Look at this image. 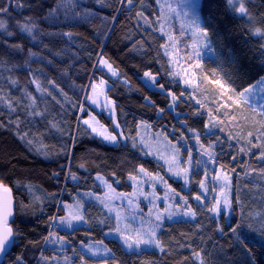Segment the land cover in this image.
<instances>
[{
  "label": "trees",
  "instance_id": "trees-1",
  "mask_svg": "<svg viewBox=\"0 0 264 264\" xmlns=\"http://www.w3.org/2000/svg\"><path fill=\"white\" fill-rule=\"evenodd\" d=\"M241 2L246 12L239 14L229 0H202L199 15L214 57L193 67L192 85L182 73L174 75L169 54L195 65L192 37L176 20L163 33L159 22L169 16L163 0H0L6 9L0 11L6 25L0 29V181L16 200L10 222L15 244L4 264L18 259L21 264H249L246 252L233 247L229 226L241 211L249 213L257 229L264 218V146L247 143L246 114H254L250 107L219 100L210 79L216 75L237 96L264 79V39L256 32L264 33V0ZM52 10L55 16L45 19ZM26 23L35 24L31 33L21 31ZM101 59L112 64L117 79L100 70ZM146 73L164 91L150 88L143 80ZM102 80L109 85L106 95L115 105L116 119L88 104L92 86ZM90 114L112 134H120L118 123L127 143L110 145L95 136L81 124ZM141 123L174 142L192 144L197 136L205 142L211 136L224 144L216 147L215 163L194 174L189 190L137 146ZM241 147L246 152H238ZM220 165L233 176L236 211L217 218L207 208L212 206V176ZM141 168L189 196L180 208L174 197L173 214L185 215L190 208L195 217L161 219L160 247L132 251L108 236L116 220L90 197L105 195L97 177L117 193H133L131 179L140 176ZM205 171L210 189L203 206L194 199ZM77 204L84 225L57 227L66 217L64 206ZM244 235L255 264H264V240L247 231ZM92 243L104 245L109 256L90 257L86 249Z\"/></svg>",
  "mask_w": 264,
  "mask_h": 264
},
{
  "label": "rangeland",
  "instance_id": "rangeland-1",
  "mask_svg": "<svg viewBox=\"0 0 264 264\" xmlns=\"http://www.w3.org/2000/svg\"><path fill=\"white\" fill-rule=\"evenodd\" d=\"M201 2L202 0H163V7L166 10H169V16H164V18L159 22V26L161 27L163 33H165L168 29L171 30L173 22L175 20L178 21L180 25L186 29V31L192 37V51H193V57L195 58L194 63L198 64L199 66H201V64L205 59L214 57V50L212 48L210 40L208 39V37L205 38L201 34L200 30L197 29L194 24H192V20L196 16H198L199 17L198 23L200 25V29H204L202 19L199 15ZM193 4L198 5V7L193 8L192 7ZM231 5L236 11H238L239 14H241L239 8L241 5L244 7L241 0H231ZM193 45H195V47H193ZM169 54H171V58L173 61L174 75L176 73H182L184 79L192 80L191 84L194 85V81H193L194 79L193 73L195 71L194 68H192L191 71H188L187 76H185L184 72L186 69L189 68L190 64H185L181 60V58L174 52L172 53L170 52ZM100 70H102L106 75H108L111 78L117 79L119 77L117 71H116L117 75L115 76L112 75V72H110L108 68L101 63V61H100ZM153 77L154 76L152 75L151 76L145 75L143 80L150 88L152 89L160 88L161 90L164 91L163 88L157 86L156 84L157 78L154 77L153 79ZM210 79L214 83L212 94H214V96L217 97L219 100L228 99L230 101H234L236 105L239 106L248 105L250 107V109L254 112V114L252 116L250 114H246L248 120L247 123H245L246 127H244V129L246 130L245 133L246 138L248 137L247 133L251 131L253 133V137H251V139L258 141L259 145L264 146V135H261L262 133H264V127H262L264 126V83H261L260 81L258 84L250 88L251 91H246L242 96L241 95L237 96V95H233L230 92V89L216 78V75L211 76ZM98 84L100 83L94 85H98ZM219 85H223V88H221ZM108 87L109 85L105 82L104 95L99 97L98 104L92 103V99L95 97L93 96L91 89L89 94L88 104L90 105V107L97 109L100 112H105L109 117L116 119L115 105L112 101L108 99L106 95V91ZM91 117H95V116H93V114H90V117L87 120H89L90 123L95 124V121H98V119L95 117V121H93ZM83 121L84 120L81 121V124L86 126L91 131V128H89L88 125H85ZM99 124L102 125L100 122ZM117 124L118 123H116V125ZM117 130L120 132V134L119 135L114 134V135H117L118 144L119 142H123L124 144H126L127 140L125 136L122 134L121 128L119 127L117 128ZM93 134L104 140L102 137L96 135L95 133ZM210 134L211 132L208 133V135ZM256 137H260V138L257 139ZM213 138L214 137L209 136L206 139H204L205 142L203 141L202 138H199L198 140L196 138H193L192 144H190L189 140L187 139L181 142H174L171 141L162 132H156L148 124L141 123L139 126V134L137 137V146L144 152L146 156L160 162L166 168L167 173L170 176L183 181L185 183L186 188L190 190L193 186L192 181L196 180L193 177L194 174L197 173L199 169H202L204 165L206 166L213 165L212 161L214 160V156H215L214 152L216 150V147H221L224 144L223 141L221 142L216 141ZM104 141L110 145H117L110 143L106 140ZM201 145H203V148L201 147ZM209 147H211V159L209 157V154H206V150L209 149ZM193 149H196L197 152H199V160L195 158L196 152ZM176 150L179 151L177 159L179 160L181 167L187 169V182H185V176L183 173H181V175L179 176L173 174V172L176 171L175 165L174 164L170 165L169 163V161H172L173 156L176 155ZM189 155L191 156V163L188 162ZM197 161H200L198 169L196 166ZM170 166L173 169L172 171H169ZM205 172H204L205 173L204 177L202 176L204 179V181L202 182L204 183L205 188H201L199 184V192H200V196L202 197V200L197 201L196 199H194V201L197 204L203 206L205 205L206 198L209 197L208 192L210 189L205 179L206 175L209 176V172L208 171ZM146 173L147 172H141L138 178L131 179V184L134 187L133 193H135V195H133V193L131 194L117 193L112 187L109 188L108 187L109 184L105 183V180L102 178V179H98V181L104 187L105 195L102 198L90 197L93 200L97 201L108 212V214L113 216L116 220V229L113 231L112 234H108V236L117 238L123 243V245L128 250H132V251L141 250L145 248L152 249V248H157V246L154 244L141 245L139 248L133 246L132 249H129L124 243L121 233L132 234L133 231H139L146 235L148 232L155 230L157 237V234L159 233L158 230L159 222L156 220V216L160 215L161 219L167 218L173 220L178 218V216L181 217L184 214L181 213L177 215L173 214L174 200H175L174 197H177L176 200H179L178 201L179 203L176 205L178 208H180V204L182 205L185 199L189 198V196L186 195L184 192H178L175 189H174L175 192H172L171 191L172 188H170L168 184H166L165 179L160 174L150 175ZM216 174H221L220 168L216 170ZM228 174L231 177V181H232L230 188V195L232 197L233 176L230 172H228ZM220 186H221L220 181H216L212 179L211 187L214 191L213 194L211 195L212 205L214 203V200L222 199L219 194ZM186 188L185 190L187 191ZM205 189H207V193H205ZM129 200L132 201L131 204H129L128 202ZM78 206H79L80 214H82L83 208L81 204H77L73 206L65 205L64 207L66 211V217H68L69 211H76ZM212 214L215 217L219 218V216L215 215L213 212ZM184 216L186 218H193L190 215H184ZM60 220L57 222V227L68 228L70 230H73L77 227L84 225V220L83 221L73 220L72 226L68 227L67 223L62 224L60 223ZM117 229H119V231H117ZM64 247L65 245L61 244L60 249L62 250ZM89 247H91L93 251H98L100 254L92 255L88 251ZM88 248L86 249V252L92 258L104 259L109 256L108 250L102 244L92 243L88 246ZM83 264H87V263L83 261Z\"/></svg>",
  "mask_w": 264,
  "mask_h": 264
},
{
  "label": "snow or ice",
  "instance_id": "snow-or-ice-1",
  "mask_svg": "<svg viewBox=\"0 0 264 264\" xmlns=\"http://www.w3.org/2000/svg\"><path fill=\"white\" fill-rule=\"evenodd\" d=\"M127 2L130 4V3H132V0H127ZM250 2H251V0H250ZM100 3L103 4V0H100ZM229 3H231V0H229ZM192 7L196 8V7H198V5L193 4ZM0 11H6V9L0 8ZM239 11L241 13H245L246 10L241 5L239 8ZM86 15H91V13H86ZM54 16H55V11L52 10L48 13V16H46L45 19H48L49 17H54ZM198 21H199V17L196 16L192 20V24H194L195 27L200 30L201 34L206 38L208 35L207 30L200 29V25H199ZM34 27H35V24H32V26L30 27L26 23V24L21 26V31L31 33ZM5 28H6V25L3 23V21H0V29H5ZM256 32L261 35L262 39H264V33H260L259 29H257ZM68 35H71V33H68ZM165 47H167V45H165ZM193 47H195V45H193ZM101 63L104 66H106L110 72H112V75H114V76L117 75L116 70L113 69L112 64L109 63V61L107 59H101ZM193 67L198 68L199 65L198 64L190 65L189 68L185 70L184 75L187 76L188 71H191V69ZM145 75L151 76V73H146ZM193 75H195V73H193ZM153 79H154V77H153ZM184 82L186 84L192 83V81L188 80V79H185ZM261 83H264V80H262ZM104 84H105V81L102 80L100 82V84L94 85L92 87V93H93V96L95 97L92 99L93 104H98L99 103V97L104 95ZM219 86L221 88H223V85H219ZM37 87L39 88L38 84H37ZM161 87H163V86H161ZM246 91H251V89H246ZM243 94L244 93L241 92L239 95L242 96ZM169 95H172V94L169 93ZM172 98H173V100L177 99V97H175L174 95L172 96ZM221 107H227V105H221ZM91 119L93 121H95V117H91ZM233 119H234V117H233ZM83 123L85 125H88L89 128H91V131L93 133L102 137L104 140H106L110 143H113V144H118L117 135L109 133L108 130L106 128H104L103 125L99 124V121H95V124H92L89 122V120L85 119L83 121ZM218 123H223V121L219 120ZM116 127L119 128V124H117ZM262 127H264V126H262ZM261 135H264V133H262ZM247 136L249 137V139L247 140V143L249 144L250 147H259L260 146V145H256L253 143V140L251 139V137H253V133L251 131H249L247 133ZM21 138L23 139V137H21ZM256 138L259 139L260 137H256ZM198 139H199V137L197 136V140ZM28 143L31 144V141L29 140ZM201 147L203 148V145H201ZM238 152H246V149L241 147L240 149H238ZM178 154H179V151L176 150V155L173 156L172 161H169V163H170V165H172V164L175 165L176 171H174L173 174L176 176H179V175H181V173H183L185 176V182H187V169L181 167L180 162L177 159ZM206 154H209V157L211 159V147H209V149L206 150ZM260 158L264 159V152L261 153ZM233 159H235V157H233ZM188 162L191 163V156L190 155L188 157ZM212 162L215 163L214 160ZM196 163L199 165L200 161H197ZM81 167H83V165H81ZM220 169H221V174L213 175L212 179L221 182L219 194H220V197L222 199L214 200L212 207L207 208V211L213 212L215 215L223 217L225 214L231 215L232 212L236 211V208L233 206V199L230 195V188H231V184H232L231 177L229 176L227 170L224 169V165H220ZM172 170L173 169L170 166L169 171H172ZM140 171L145 172V169L141 168ZM75 178L76 177L73 176V179H75ZM97 179H102V177H97ZM133 179H134V177H133ZM160 179H162V178H160ZM205 179H208L207 175L205 176ZM105 183H107V182L105 181ZM108 187L111 188V185H108ZM200 187L205 188V185L203 182L200 183ZM171 191L175 192L174 189H171ZM205 193H207V189H205ZM133 195H135V193H133ZM195 199L197 201H201L202 197L200 195H197L195 197ZM128 202H129V204L132 203L131 200H129ZM185 203H187L186 200H185ZM236 203L239 204L240 201L237 200ZM241 207H243L242 204H241ZM185 215H190L192 217H195V212L191 211V209L189 208V211L187 213H185ZM12 216H13V197L11 194V189L8 188L7 186H5L2 181H0V256L6 255L8 249L11 247V245L13 243H15L16 234L14 233L13 228L9 225V219ZM248 217H249V213L241 211L239 219L237 220V222H235L234 225L229 226V233H230V235L234 241L233 247H235L237 249H241L244 252H246L249 264H255V257L252 254L251 249H249L247 244L245 243L246 237L244 235V232L247 231L249 233L258 234L260 236V238L262 240H264V218H261L260 227L257 229V228L253 227V225H252V223ZM53 219L55 220V218H53ZM73 220H76V221H83L84 220V216L82 214H80L79 206L77 207L76 211H69L68 217L62 218L60 220V223H62V224L67 223L68 227H71ZM156 220L160 221L161 216L157 215ZM218 230L221 233L224 232L223 228H219ZM117 231H119V229H117ZM121 235L123 237L124 243L126 244V246L129 249H132L133 246L139 248L141 245H153V244L156 245L157 247H160V241L156 238L155 230L148 232L146 235L139 232V231H133L132 234L121 233ZM88 251L92 255H99L100 254L98 251H93V249L91 247L88 248ZM196 256H197V258H199L200 254L196 253ZM17 264H21V261L19 259L17 260ZM201 264H203V261H201Z\"/></svg>",
  "mask_w": 264,
  "mask_h": 264
},
{
  "label": "water",
  "instance_id": "water-1",
  "mask_svg": "<svg viewBox=\"0 0 264 264\" xmlns=\"http://www.w3.org/2000/svg\"><path fill=\"white\" fill-rule=\"evenodd\" d=\"M11 194H12V197H13V216L9 219V225H10V222L14 220L15 215H16V200H15V197H14L12 191H11ZM14 244H15V243H13V244L11 245V247L8 249L6 255H4V256H0V264H4L5 259H6V257L9 255V253L12 251V249H13V247H14Z\"/></svg>",
  "mask_w": 264,
  "mask_h": 264
}]
</instances>
